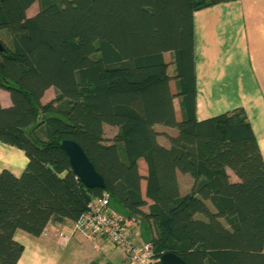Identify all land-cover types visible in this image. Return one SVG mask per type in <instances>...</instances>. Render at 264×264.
Instances as JSON below:
<instances>
[{
  "label": "trees",
  "instance_id": "obj_1",
  "mask_svg": "<svg viewBox=\"0 0 264 264\" xmlns=\"http://www.w3.org/2000/svg\"><path fill=\"white\" fill-rule=\"evenodd\" d=\"M232 1L0 0V89L10 100L0 103V143L27 161L18 176L0 170V264L21 257L16 231L39 238L72 225L103 193L142 227L150 264L165 253L264 264V161L246 114H195L193 15ZM63 139L80 146L103 189L75 178ZM178 174L193 180L185 193Z\"/></svg>",
  "mask_w": 264,
  "mask_h": 264
},
{
  "label": "crops",
  "instance_id": "obj_2",
  "mask_svg": "<svg viewBox=\"0 0 264 264\" xmlns=\"http://www.w3.org/2000/svg\"><path fill=\"white\" fill-rule=\"evenodd\" d=\"M193 38L196 119L202 121L234 109H243L264 161V0H236L196 11L193 15ZM165 55L164 60L169 63ZM50 91L54 94L53 89L47 90L42 103L49 98ZM0 103L3 107L10 105L8 94L1 89ZM175 115L179 120L177 105ZM156 128L167 135L175 134V130L170 128ZM162 138L160 143L168 145L165 138L161 141ZM26 163L21 151L0 143V170L6 169L18 176ZM139 164L141 166L142 163ZM227 172L233 181L232 173ZM181 178H185L184 183L190 185L193 180L188 175L178 174L182 192ZM141 187L143 192L144 183ZM71 226L67 224L64 227V239L55 235L54 230L58 226L48 225L47 234L39 238H30L16 231L14 239L22 246L17 264H27L31 255H46L47 262L55 264L50 256L57 247H71L75 254H80L81 257L74 258L75 264H129L121 249L104 239L90 240L72 233ZM137 232L138 240L146 241L141 226H138Z\"/></svg>",
  "mask_w": 264,
  "mask_h": 264
},
{
  "label": "built area",
  "instance_id": "obj_3",
  "mask_svg": "<svg viewBox=\"0 0 264 264\" xmlns=\"http://www.w3.org/2000/svg\"><path fill=\"white\" fill-rule=\"evenodd\" d=\"M136 229L133 219L123 218L110 209L106 193L91 201L86 211L71 226L72 233L81 234L90 240L104 239L121 249L129 264H150L153 257L152 246L138 240ZM54 232L59 239L66 237L62 226Z\"/></svg>",
  "mask_w": 264,
  "mask_h": 264
},
{
  "label": "water",
  "instance_id": "obj_4",
  "mask_svg": "<svg viewBox=\"0 0 264 264\" xmlns=\"http://www.w3.org/2000/svg\"><path fill=\"white\" fill-rule=\"evenodd\" d=\"M3 50L4 48L0 43V52ZM59 146L68 157L71 171L79 182H81L87 189L104 188V182L102 178L95 171L83 150L76 142L63 139L60 141ZM160 263L186 264L181 258L171 253L163 254L160 258Z\"/></svg>",
  "mask_w": 264,
  "mask_h": 264
},
{
  "label": "rangeland",
  "instance_id": "obj_5",
  "mask_svg": "<svg viewBox=\"0 0 264 264\" xmlns=\"http://www.w3.org/2000/svg\"><path fill=\"white\" fill-rule=\"evenodd\" d=\"M37 4H34L30 7V9L28 10V14L27 15H31V14H35V12L37 11ZM166 60L169 62V64L172 62V58H171V54H166L165 55ZM173 67H171L170 65V73H172L173 75ZM54 94H52V92L50 91L48 94L49 98H45L44 99V103L48 102L49 99L51 98V96L53 97ZM51 100V99H50ZM175 105H177V101H175ZM115 130L109 127H105V137L110 138L113 136ZM161 141H165L163 138L161 139ZM144 166L141 164L140 166V172L143 174L144 173ZM233 179H236L233 175H232ZM181 184H182V192H184L185 190H188L190 188V183H184L186 181L185 178H181L180 179ZM183 182V183H182ZM185 189V190H184ZM138 228V227H137ZM18 233H24L21 231H18ZM25 235H27L28 237L31 238V236H29L28 234L24 233ZM27 248V245H25ZM75 251L70 247V248H66V249H62L61 247H57V250H54L53 255L50 256V258H52L53 263L55 264H66L69 262V264H75L74 258L76 259V257H81L80 254H75ZM28 253V252H27ZM28 256V255H27ZM46 256V255H44ZM42 257L41 255L39 257H34L33 255H31L29 262H27V264H49L47 261V259L45 257ZM24 263H26V260H23Z\"/></svg>",
  "mask_w": 264,
  "mask_h": 264
}]
</instances>
